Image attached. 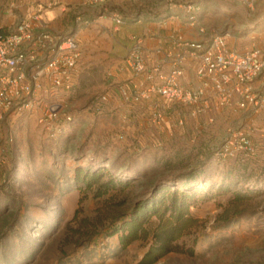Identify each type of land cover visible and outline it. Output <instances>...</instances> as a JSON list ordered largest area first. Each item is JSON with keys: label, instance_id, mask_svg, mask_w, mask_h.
<instances>
[{"label": "rangeland", "instance_id": "rangeland-1", "mask_svg": "<svg viewBox=\"0 0 264 264\" xmlns=\"http://www.w3.org/2000/svg\"><path fill=\"white\" fill-rule=\"evenodd\" d=\"M155 4L148 0L150 12ZM254 5L240 7L224 30L264 50V11ZM85 62L83 77L75 75L72 89L57 97L63 128L56 137L38 124L39 106L8 114L0 123V264L138 262L149 240L121 249L116 235H97L126 206L87 197L78 203L83 195L72 167L88 164L135 179L130 200L143 198L148 180L179 189L187 180L197 192L191 211L198 225L178 241L184 249L194 243V254L172 252L155 264H264V109L228 111L218 124L193 131L187 125L193 116L179 114L183 125L175 122L162 131L126 107L112 109L113 97L99 100L107 89L93 80L104 81L108 73ZM254 90L263 93L264 87ZM55 99L45 95L38 104ZM238 132L256 152L236 150L235 157L218 159L215 153L226 140L238 147Z\"/></svg>", "mask_w": 264, "mask_h": 264}, {"label": "built area", "instance_id": "built-area-1", "mask_svg": "<svg viewBox=\"0 0 264 264\" xmlns=\"http://www.w3.org/2000/svg\"><path fill=\"white\" fill-rule=\"evenodd\" d=\"M8 1L12 9L15 0ZM234 1L251 7L260 0ZM57 4L58 0H50L46 7ZM191 9L192 6L187 7L188 11ZM112 17L115 24L123 23L122 17ZM188 20L195 26L194 15L191 14ZM44 22L42 13L34 11L28 18L17 21L13 30L0 34V123L8 114L39 106L37 122L50 136H54L62 111L57 97L60 92H68L73 87L81 54L80 38L76 30L66 35H55ZM76 22L82 29L88 27L92 20L77 16ZM198 32L205 33V28L199 26ZM229 37L228 29L213 32L200 41L188 40L181 32H174L170 41L177 50L169 60L167 72H163L162 63L151 71L147 70V55L142 39L132 35L125 65L130 71L129 82L133 86L130 89L125 84L120 85L119 95L134 102L143 99L150 101L153 96L161 97L163 102L151 104L148 116V123L159 129L168 110V101L192 107L189 111L191 116H199L207 111L211 107L210 102L220 109L260 112L264 109V92L255 91L252 82L264 75V50L255 45L238 50L229 44ZM188 59L199 61L196 67L198 82L191 88L180 82ZM155 78L159 80L158 83L153 82ZM45 95L56 99L49 104H38V99ZM99 100L107 101V95H101ZM176 123L182 126L183 118L179 117ZM238 133V147L232 149V141L226 140L215 153L218 159L235 157L236 150L245 151L248 155L256 152L250 140ZM7 140L12 142L13 139L8 137Z\"/></svg>", "mask_w": 264, "mask_h": 264}, {"label": "crops", "instance_id": "crops-1", "mask_svg": "<svg viewBox=\"0 0 264 264\" xmlns=\"http://www.w3.org/2000/svg\"><path fill=\"white\" fill-rule=\"evenodd\" d=\"M49 1L15 0V6L10 9L8 0H0L2 27L9 32L13 30L17 21L28 18L31 12L38 11L42 13L47 29L53 34L66 35L78 31L81 54L76 67L77 78L80 74V77H83L84 62L90 59L92 66L100 68L99 73L103 71L108 73L104 81L100 77L93 81L107 89V98H114L112 109L124 112L126 107V111L134 112L135 117H141L147 123L151 104L162 103L163 99L153 96L150 101L143 99L134 102L123 99L118 92V87L122 84L129 86L130 89L133 86L129 82L130 71L125 65V57L132 44V35L142 39L144 52L147 55V70L151 71L158 63H162V71L167 72L169 60L174 57L177 50L170 41V36L174 32H181L188 40H203L213 32L226 28L227 19L237 18L240 14L239 8L243 6L234 0H153L156 3V11L150 12L146 5L148 0H58L57 5L46 7ZM255 5L259 13L264 11V0H260ZM190 6L192 9L188 11L187 7ZM191 14L195 16V26L188 20ZM113 15L122 17L123 23L115 24ZM77 16L89 18L92 22L88 27L81 29L76 22ZM199 26L205 28V33L198 32ZM228 29L230 31V28ZM237 35L238 33L230 35L228 39L233 48L244 50L253 46L254 43L249 44L250 42L246 41L248 39ZM198 64L197 59H188L185 62L180 77V82L185 87L191 88L198 82L196 77ZM153 82L158 83L159 80L155 78ZM262 85L264 87V75L252 82L254 89H259ZM210 105L211 107L198 117H190L192 119H189L190 124L187 125L191 131L193 128H203L207 123L218 124L224 120V115L228 111L237 112L232 109L224 112V109L217 108L212 102ZM167 106L168 110L160 128L162 131L169 129L176 122L177 115L189 114L192 108L183 107L173 101H168ZM172 113L176 114V120L168 115Z\"/></svg>", "mask_w": 264, "mask_h": 264}, {"label": "trees", "instance_id": "trees-1", "mask_svg": "<svg viewBox=\"0 0 264 264\" xmlns=\"http://www.w3.org/2000/svg\"><path fill=\"white\" fill-rule=\"evenodd\" d=\"M6 33L8 31L1 27L0 34ZM57 125L58 128L51 137H56L61 132V120ZM72 173L76 189L83 195L78 203H81L83 197H87L97 200L96 202L113 200V205L117 207L126 206L108 224L101 227L97 235H116L121 249L137 240H149L147 249L136 264H155L172 252L194 254V243L185 249L178 245V241L199 222L191 211L197 201V192L187 180L181 183L180 189L161 181L148 180L146 182L149 189L143 198L130 200L129 193L135 186V179L121 178L93 164L74 165ZM77 211L79 207L76 214Z\"/></svg>", "mask_w": 264, "mask_h": 264}]
</instances>
